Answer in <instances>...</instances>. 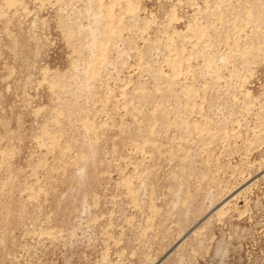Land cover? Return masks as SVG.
<instances>
[{
  "label": "rangeland",
  "instance_id": "rangeland-1",
  "mask_svg": "<svg viewBox=\"0 0 264 264\" xmlns=\"http://www.w3.org/2000/svg\"><path fill=\"white\" fill-rule=\"evenodd\" d=\"M0 264H264V0H0Z\"/></svg>",
  "mask_w": 264,
  "mask_h": 264
},
{
  "label": "bare ground",
  "instance_id": "bare-ground-1",
  "mask_svg": "<svg viewBox=\"0 0 264 264\" xmlns=\"http://www.w3.org/2000/svg\"><path fill=\"white\" fill-rule=\"evenodd\" d=\"M92 32V31H91ZM92 33H94V32H92ZM96 34H97V32H96ZM103 34V33H102ZM91 35H93V34H91ZM101 35V34H100ZM99 38V37H98ZM97 40V39H96ZM95 41V40H94ZM99 43V42H98ZM97 44V43H96ZM97 46V45H96Z\"/></svg>",
  "mask_w": 264,
  "mask_h": 264
}]
</instances>
